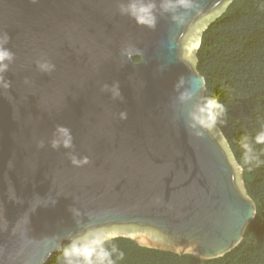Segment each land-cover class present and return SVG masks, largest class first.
<instances>
[{
    "label": "water",
    "instance_id": "95a60500",
    "mask_svg": "<svg viewBox=\"0 0 264 264\" xmlns=\"http://www.w3.org/2000/svg\"><path fill=\"white\" fill-rule=\"evenodd\" d=\"M125 2L0 0L15 53L0 86V264H46L88 232L217 259L257 215L225 133L197 111L204 33L234 0H157L154 30ZM57 125L73 149L51 147Z\"/></svg>",
    "mask_w": 264,
    "mask_h": 264
},
{
    "label": "trees",
    "instance_id": "16d2710c",
    "mask_svg": "<svg viewBox=\"0 0 264 264\" xmlns=\"http://www.w3.org/2000/svg\"><path fill=\"white\" fill-rule=\"evenodd\" d=\"M198 59L197 70L208 82L202 105L209 97L224 105L225 113L215 125L225 133L243 168L245 190L256 203L257 215L242 243L221 258L180 256L119 237L105 244L109 250L117 249L114 264H264V0H234L204 33ZM244 137L252 147L251 163L244 159ZM69 244L46 264H65L63 253Z\"/></svg>",
    "mask_w": 264,
    "mask_h": 264
},
{
    "label": "clouds",
    "instance_id": "9594fccd",
    "mask_svg": "<svg viewBox=\"0 0 264 264\" xmlns=\"http://www.w3.org/2000/svg\"><path fill=\"white\" fill-rule=\"evenodd\" d=\"M177 2L182 3L183 0H159V8L162 11L172 9ZM158 7L157 0H126L120 5L121 14L128 15L136 21L137 24L145 26L149 29H155L157 24L156 10ZM11 37L6 33L0 39V86L10 88L11 82L5 80V73L9 71L10 65L15 60V53L10 48L6 47L10 42ZM37 67L42 72H51L55 65L50 61H37ZM27 82V80L25 81ZM108 85H104V89H108ZM118 82L113 85L114 89H118ZM119 95V92H116ZM197 111L202 114L203 119L215 125L219 118L225 113L224 105L215 98L209 97L202 106L197 108ZM122 116L126 114L122 113ZM200 117H197L199 120ZM54 138L50 141L53 149H59L61 146L65 149H73V137L71 130L63 125H57L54 132ZM242 147L245 150V162L251 163L253 157L251 156L252 147L247 142V138H242ZM38 147H44V141L41 140ZM71 163L76 166H81L89 163L88 157L77 158L71 152L69 153ZM257 164L258 157L255 158ZM111 237H99L94 232H88L84 236L73 239L70 244L64 249L65 264H114L112 259L113 253L117 252L115 246L111 250L105 247L107 240ZM122 257L123 253H119Z\"/></svg>",
    "mask_w": 264,
    "mask_h": 264
},
{
    "label": "rangeland",
    "instance_id": "374dc122",
    "mask_svg": "<svg viewBox=\"0 0 264 264\" xmlns=\"http://www.w3.org/2000/svg\"><path fill=\"white\" fill-rule=\"evenodd\" d=\"M239 165V164H238ZM245 187V186H244Z\"/></svg>",
    "mask_w": 264,
    "mask_h": 264
}]
</instances>
